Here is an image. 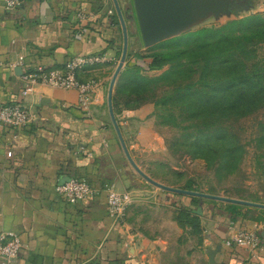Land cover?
I'll return each instance as SVG.
<instances>
[{
    "label": "crops",
    "instance_id": "crops-1",
    "mask_svg": "<svg viewBox=\"0 0 264 264\" xmlns=\"http://www.w3.org/2000/svg\"><path fill=\"white\" fill-rule=\"evenodd\" d=\"M139 1L118 0L132 54L163 38L204 27L206 20L210 25L222 18L227 22L261 3L143 0L176 4L171 10L149 14L145 35L136 9ZM163 18L189 19L170 30L162 26ZM139 37L140 47L135 40ZM123 44V25L114 0H26L14 10L0 0V103L22 102L34 114L24 128L0 126V233L14 231L20 237L19 264H160L155 240L127 219L124 225L117 224L107 205L108 186L128 191L130 184L127 156L107 101V84ZM78 54L105 58L78 73L82 82L92 86L85 103L78 89L41 82L23 95L24 73L36 66L64 70L65 63ZM20 55L22 64H18ZM143 113L144 107L116 114L130 151L159 142L147 122L137 124ZM72 176L86 178L94 186L90 196L76 203L55 190ZM211 221L208 242L215 254L209 264H264V208H242L233 224L228 215ZM238 229L257 230L260 245L254 250L227 245L226 239Z\"/></svg>",
    "mask_w": 264,
    "mask_h": 264
},
{
    "label": "rangeland",
    "instance_id": "rangeland-1",
    "mask_svg": "<svg viewBox=\"0 0 264 264\" xmlns=\"http://www.w3.org/2000/svg\"><path fill=\"white\" fill-rule=\"evenodd\" d=\"M260 1L259 6L240 11L239 16H232L226 23L264 11V0ZM224 20L212 25L210 19L206 20L204 27L223 25ZM170 38L137 50L132 57L127 55L114 87L115 113L144 107L146 113L137 124L147 122L158 135L159 142L153 147L129 150L133 160L151 178L168 186L264 203V105L246 115L208 119L194 115L189 99L178 94L209 86L210 63L195 59L192 52L182 54L184 41L160 45ZM135 40L142 46L140 37ZM156 52L171 53V58L161 69H150L151 56ZM117 58L119 62L121 55ZM248 70L254 77L264 79V45L257 57L248 61ZM209 134H230L241 152L235 158H219L218 153L209 162L194 156L189 141ZM125 160L129 166L128 191L132 195L127 220L155 240L160 264H209L211 220L226 217L230 213L229 202L164 190L145 179L127 157ZM239 205L241 209L249 206Z\"/></svg>",
    "mask_w": 264,
    "mask_h": 264
},
{
    "label": "trees",
    "instance_id": "trees-1",
    "mask_svg": "<svg viewBox=\"0 0 264 264\" xmlns=\"http://www.w3.org/2000/svg\"><path fill=\"white\" fill-rule=\"evenodd\" d=\"M222 24L187 31L160 43L184 41L186 45L181 49L182 54L192 52L195 59L210 63L209 86L178 94L180 98L189 99V105L192 106L190 111L202 119L246 115L264 105V79L254 77L248 70V61L257 57L260 47L264 45V11L252 12ZM133 55L128 53L129 57ZM151 58L149 68L161 69L171 58V53L156 52ZM172 68L177 67L173 65ZM113 101L116 108L115 97ZM189 143L191 153L208 162L218 153L219 158H235L241 152L240 145H234L230 134H214L211 137L209 134L204 138L195 136ZM239 207V204L229 203L228 216L232 222L239 217Z\"/></svg>",
    "mask_w": 264,
    "mask_h": 264
},
{
    "label": "built area",
    "instance_id": "built-area-1",
    "mask_svg": "<svg viewBox=\"0 0 264 264\" xmlns=\"http://www.w3.org/2000/svg\"><path fill=\"white\" fill-rule=\"evenodd\" d=\"M26 0H4L9 10H14L23 5ZM83 17V12H78ZM18 64H22L24 56L20 55ZM105 60L102 55L78 54L71 57L65 63L64 70L49 69L44 66H36L34 69L24 73L23 78L27 82L23 88V95L27 96L33 91L34 86L41 82L66 89H78L82 102L85 103L92 89L90 82H82L78 73L85 68L94 66ZM34 114L31 109L22 102L0 103V126L24 128L33 120ZM12 152H8L11 156ZM56 192L66 198L69 203L84 200L94 192L92 183L82 177L72 176L56 185ZM107 205L110 215L119 225L126 223L128 210L132 204L130 191H119L114 185L107 188ZM233 224V222H232ZM261 236L257 230L238 229L226 239L227 245H237L251 250L256 249L261 243ZM22 242L14 231L0 233V264H19V255Z\"/></svg>",
    "mask_w": 264,
    "mask_h": 264
},
{
    "label": "water",
    "instance_id": "water-1",
    "mask_svg": "<svg viewBox=\"0 0 264 264\" xmlns=\"http://www.w3.org/2000/svg\"><path fill=\"white\" fill-rule=\"evenodd\" d=\"M115 2V6L117 9V13L122 21V25H123V31H124V44H123V51H122V55L120 58V61L117 65V68L112 76L110 85H109V90H108V107H109V111H110V115H111V119L114 123V126L119 134V137L121 139V142L123 144V148L125 151V154L128 158V160L131 162V164L134 166V168L145 178L147 179L149 182H151L152 184L164 189V190H168V191H174V192H178V193H183V194H188V195H196V196H201V197H206V198H212V199H217V200H222V201H226L229 203H236V204H242V205H249V206H254V207H259V208H264V203H258V202H251L248 200H243V199H237V198H231V197H226V196H220V195H215V194H208V193H202V192H197V191H192V190H186V189H182V188H177V187H173V186H168L165 185L163 183L157 182L156 180H154L153 178H151L149 175H147L144 171H142L138 165L135 163V161L132 158V155L130 154V151L126 145V142L123 138L121 129H120V125L114 110V105H113V92H114V87L116 85V82L118 80V77L126 63V59H127V55H128V30H127V25H126V19H125V14L122 11V8L118 2V0H114ZM176 4L172 5V4H167V3H154V2H149V1H139L137 4V12H138V16L140 19V24L142 27V31L145 35L149 34V19L148 16L151 13H154L156 11H166V10H171L173 7H175ZM189 18H163L161 19V24L162 26L165 25L171 28L170 30H173L175 27H179L183 24L184 21L188 20ZM179 35V34H178ZM177 36V35H175ZM174 37V36H171ZM170 38V37H167ZM166 39V38H163ZM161 39V40H163ZM159 40V41H161ZM156 41V42H159ZM156 42H154L153 44H155ZM152 44V45H153ZM209 259L211 262H214V254H215V250L214 249H208L207 250Z\"/></svg>",
    "mask_w": 264,
    "mask_h": 264
}]
</instances>
